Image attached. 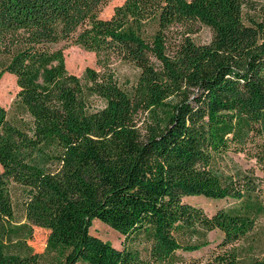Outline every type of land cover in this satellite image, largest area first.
<instances>
[{"label": "trees", "instance_id": "obj_1", "mask_svg": "<svg viewBox=\"0 0 264 264\" xmlns=\"http://www.w3.org/2000/svg\"><path fill=\"white\" fill-rule=\"evenodd\" d=\"M249 1L263 0H124L102 18L108 0H0V79L15 77L27 116L0 105V264H264L263 178L214 166L237 151L264 172V17ZM202 26L213 36L200 44ZM63 41L102 69L69 72ZM111 58L135 76L120 81ZM191 195L238 204L206 214ZM93 220L146 254L91 234ZM33 226L48 231L42 252ZM212 230L223 237L207 257L179 253Z\"/></svg>", "mask_w": 264, "mask_h": 264}, {"label": "rangeland", "instance_id": "obj_2", "mask_svg": "<svg viewBox=\"0 0 264 264\" xmlns=\"http://www.w3.org/2000/svg\"><path fill=\"white\" fill-rule=\"evenodd\" d=\"M123 1L124 0H108V2L100 11V17L109 18L114 10V7L116 5H120ZM245 10L247 13L253 14L256 17H264V0L249 1L245 7ZM212 36L213 34H211L210 29L205 26H202L198 32L193 34L194 40L200 44L210 41ZM54 47L61 48L63 50V54H65L66 69L79 77L83 74L85 67H91L94 69L96 68L97 70L102 69L98 64V54L86 50L81 45L63 41L56 44ZM109 67L113 70L116 77L120 81H124L126 78L132 79L136 74V70L132 66L127 63H121L114 58H111ZM18 90L19 86L16 85L15 77L10 73H4L0 79V105L5 107L8 117H10L11 120L21 123L23 119H27V116L24 115L22 108L18 107V104L15 103ZM146 122L152 123V117L146 112H142V114L140 113L137 117V126L142 130V132H144L143 127ZM214 166L217 173L223 176H232L237 171V169L253 170V172L261 176L264 181V172L261 171L260 167L256 164V160L246 156L244 152L228 151L227 153L218 156V158L215 160ZM13 194L15 199V209L17 210L16 218L21 220L23 215L22 209L19 205L21 196L16 191L13 192ZM183 200L188 204L201 207L206 214H212L222 207L229 208L238 204L229 198H222L219 200L208 197L206 198L201 195L186 196L183 198ZM260 230H262L263 233V243L262 246L256 243L253 254L264 256V217H258L257 219L256 232ZM90 232L98 238L110 241L114 247L116 246L121 248L123 246H127L129 248L137 249L143 255L146 254V245L144 243H140L138 240L127 241L122 234L100 220L92 221ZM47 234L48 231L46 229L39 226H33L32 235L28 239V243L35 252H42L45 249L47 243ZM254 236H258V233L254 234ZM208 237L210 244H208L207 247L193 252L179 251V253L185 256L187 259H193V257H207L215 245L222 240L223 234H221L218 230H212L208 232ZM247 242L248 241H243L241 244H247Z\"/></svg>", "mask_w": 264, "mask_h": 264}]
</instances>
